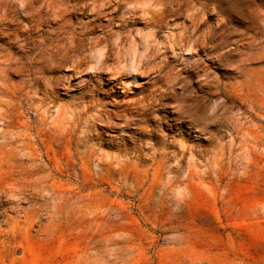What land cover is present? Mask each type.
Wrapping results in <instances>:
<instances>
[{
    "label": "rangeland",
    "instance_id": "rangeland-1",
    "mask_svg": "<svg viewBox=\"0 0 264 264\" xmlns=\"http://www.w3.org/2000/svg\"><path fill=\"white\" fill-rule=\"evenodd\" d=\"M0 264H264V0H0Z\"/></svg>",
    "mask_w": 264,
    "mask_h": 264
}]
</instances>
